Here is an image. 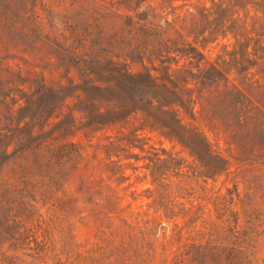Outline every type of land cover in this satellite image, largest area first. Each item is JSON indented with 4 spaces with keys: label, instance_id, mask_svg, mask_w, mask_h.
<instances>
[{
    "label": "rangeland",
    "instance_id": "rangeland-1",
    "mask_svg": "<svg viewBox=\"0 0 264 264\" xmlns=\"http://www.w3.org/2000/svg\"><path fill=\"white\" fill-rule=\"evenodd\" d=\"M22 1L15 0L12 10H19ZM34 1H27L22 9L28 22L38 21L44 32L60 34L68 32L69 26L86 27L95 41L101 38V45L117 43V32L125 37L132 34L125 16L118 17L130 13L119 0ZM215 1H172L178 12L189 14L184 33L202 48L204 63L215 60L234 42L228 35L202 46V37L195 40L191 34L201 10L212 11ZM6 7L7 2L0 0L2 68L33 70L50 84L65 81L63 69L53 64L52 49L38 39L24 43L29 41L25 33L31 31L22 23L30 25L7 19ZM167 16L171 20L174 15ZM166 35L182 42L174 29ZM137 60L132 64L135 71L143 68ZM141 126L131 119L124 127L107 128L90 137L77 131L72 139L82 146L80 168L49 188L48 194L33 186L23 189L19 162L1 169V190L2 182L7 183L10 201H2L1 194L0 264H173L180 247L193 241L238 248L241 243L236 237L248 226L254 230V262L264 264V158L253 150L261 139L217 138L206 128L214 149L228 161L224 170L212 174L209 157L202 162L178 140ZM133 129H138V137L128 136ZM109 145L115 149L108 151ZM88 175L80 189L82 177ZM108 194L115 202L112 209H108ZM193 216L196 220L189 224Z\"/></svg>",
    "mask_w": 264,
    "mask_h": 264
},
{
    "label": "trees",
    "instance_id": "trees-1",
    "mask_svg": "<svg viewBox=\"0 0 264 264\" xmlns=\"http://www.w3.org/2000/svg\"><path fill=\"white\" fill-rule=\"evenodd\" d=\"M27 1L35 3L23 0L14 11L10 5L15 0H5L6 18L27 21L29 27L22 24L31 32L25 33L29 41L24 43L38 39L48 45L65 81L50 84L36 71L0 64V171L19 162L23 189L33 186L48 194L49 188L80 168L82 146L72 139L77 131L90 137L124 127L131 119L138 120L142 129L159 130L178 140L202 162L209 157L212 174L224 170L228 161L214 149L206 128L217 138L261 139L253 150L264 158V0H216L212 11L201 10L191 33L195 40L202 37L204 46L228 35L234 39L232 48L205 63L202 48L184 33L189 14L178 12L173 0H119L130 13L118 17L125 16L132 34L117 32V43L106 45L99 44L101 38L95 41L86 27L44 32L38 21L28 22L22 9ZM169 13L174 15L171 20ZM169 29L176 30L182 42L167 36ZM134 59L141 70L132 69ZM137 130L128 136L138 137ZM113 149L114 145L107 146L108 151ZM87 180L89 175L82 177L80 189ZM1 194L2 201H10L7 183L2 182V190L0 185ZM109 199L112 209V194ZM195 220L193 216L189 224ZM253 231L248 226L236 237L238 248L220 247L210 240L184 244L173 264H256Z\"/></svg>",
    "mask_w": 264,
    "mask_h": 264
}]
</instances>
